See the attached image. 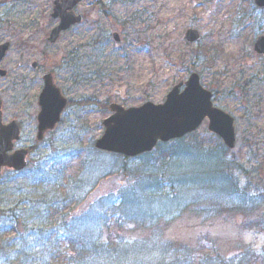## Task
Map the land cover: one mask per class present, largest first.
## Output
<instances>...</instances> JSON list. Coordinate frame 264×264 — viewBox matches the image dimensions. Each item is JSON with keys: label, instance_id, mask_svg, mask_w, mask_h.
Returning a JSON list of instances; mask_svg holds the SVG:
<instances>
[{"label": "rangeland", "instance_id": "1", "mask_svg": "<svg viewBox=\"0 0 264 264\" xmlns=\"http://www.w3.org/2000/svg\"><path fill=\"white\" fill-rule=\"evenodd\" d=\"M104 1L109 5L102 9H79L85 20L45 48L43 39L54 24L52 0H0V42H20L2 65L10 73L9 84L0 80L3 115L21 118L18 145L34 149L24 170L0 175V264H74L79 257L66 243L78 234L87 245L79 264H157V250L151 259L135 250L167 243H181L196 255L213 249L222 263L243 256L246 264H264V203L252 215L185 211L152 229L140 222L118 227L117 215L107 222L104 208L89 210L98 199L119 202L118 190L131 184L119 170L118 156L94 148L108 104H160L193 72L213 93V104L234 118L236 144L228 160L242 168L232 170L240 187L250 198H264V56L253 51L256 35L264 34V10L253 0ZM187 28L197 30L201 40L186 45ZM23 45L27 61H40L35 49L47 50L45 63L57 70L62 93L75 102L40 142L35 140L39 81L28 66L14 62ZM194 132L200 143L216 145L207 121ZM65 230L72 235L62 239ZM111 233L121 236V244H110L109 258L96 257L92 250L108 243ZM116 248L129 249V257L115 259L122 255Z\"/></svg>", "mask_w": 264, "mask_h": 264}, {"label": "trees", "instance_id": "2", "mask_svg": "<svg viewBox=\"0 0 264 264\" xmlns=\"http://www.w3.org/2000/svg\"><path fill=\"white\" fill-rule=\"evenodd\" d=\"M215 144L210 147L200 143L193 132L180 139L159 142L151 152L133 158L116 155L120 158L119 170L130 179L131 184L118 190L119 202L108 205L103 202L104 199H98L89 204V210L94 207L104 208L107 213L104 218L107 222L111 221L110 217L117 215L120 219L117 221L118 227L126 222L136 225L140 222L148 229H152L157 221L165 217H168V220L174 219L185 211L193 213L198 210H211L242 215L255 214L260 209L259 205L264 203V198L259 201L246 195V190L240 187L232 172L242 168L236 164L231 165L232 161L228 160L230 150L221 141L216 139ZM133 160L136 161L135 165H132ZM262 216L264 218V212ZM71 235L70 230H65L61 237L67 239ZM73 236L70 237L71 240L68 238L66 245L69 246V251L79 257L74 259V264H79L82 261V249L87 245L79 234L74 239ZM100 236L96 233L97 240ZM120 237L109 234V242L99 245V250L92 252L96 257L101 254L102 258H109L106 252L110 250V244L120 243ZM184 246L181 243H167L149 248L141 246L135 252L140 254L145 251L151 259L157 250V264H229L222 263L221 257L215 254L213 249L208 253L196 255ZM116 250V254L122 255H117L115 259L127 258L130 255L129 249ZM244 259L243 256L235 257L231 264H246Z\"/></svg>", "mask_w": 264, "mask_h": 264}, {"label": "water", "instance_id": "3", "mask_svg": "<svg viewBox=\"0 0 264 264\" xmlns=\"http://www.w3.org/2000/svg\"><path fill=\"white\" fill-rule=\"evenodd\" d=\"M79 1L55 0L50 18L58 19V24L50 31L45 39L46 43H55L61 32L82 21L83 15H75L73 12ZM254 3L258 8H264V0H254ZM114 39L119 41L117 35H114ZM183 40L186 44H191L199 40V35L197 31L187 29ZM7 47V43L0 46V60ZM253 48L258 54L264 55V35L256 38ZM5 74L0 70V77ZM47 76L39 97L40 111L36 134L38 141L42 140L45 131L53 130L66 105V100ZM181 86L182 82L174 86L161 104L146 102L138 107L128 108L110 104L108 108L112 114L103 120L104 131L96 140L95 147L102 151L135 157L150 151L157 141L168 142L193 132L206 119L209 132L218 136L227 148H234L236 133L233 118L212 105V95L202 88L198 75L192 73L184 83L182 91L179 90ZM19 129L16 121L3 125L0 110V173L3 167L19 171L26 165V149L9 153L13 142L19 139Z\"/></svg>", "mask_w": 264, "mask_h": 264}, {"label": "flooded vegetation", "instance_id": "4", "mask_svg": "<svg viewBox=\"0 0 264 264\" xmlns=\"http://www.w3.org/2000/svg\"><path fill=\"white\" fill-rule=\"evenodd\" d=\"M114 1H117V0H114ZM54 2H55V0H52V6H53ZM108 5H109V2L106 3L104 0H81L76 5L75 10H76V13H82L84 15V20H85V17H86L85 15L86 14L83 13V12H79V9H81V8H85V9L91 8V10H95L96 8H100V9L105 8ZM51 21L54 22V24L51 26L50 30L58 23V20H51ZM75 26L76 25L72 26L69 30H71ZM50 30H49V32H50ZM48 33H47V35H48ZM47 35L43 39V43L45 45V48L52 47L53 45H55L57 43V42L54 43V44L45 43V39H46ZM2 42H8L9 46H8V50L5 53V56L3 57L2 60H0V69H3L2 68V65H3V63H4V61H5L6 57H7L10 49L13 46L14 47H18L20 45V42H16V43L13 44L9 40L2 41ZM2 42H0V44ZM25 47H26V45H23V48L21 49V51L17 55L14 56V62H15L16 65H18L19 68L24 69V68H26V66H28L29 69L32 72H35L36 73V75L34 76V80L33 81L34 82H38L39 81V86H40L39 87V91L36 94V98H37V108H38V110H39V107H38L39 94H40V92L42 91V89L44 87V79H45V76H46V74H48L49 77H50L51 82L54 84V86L56 88L59 89V92L67 100V105H66V108L64 109V111H65L68 107H70L71 105H73L75 102L73 101V99L68 98L66 95H64L62 93L61 86L58 85L57 81L55 80V77H56L55 76L56 75L55 73H56L57 70L55 68H53V67H49L45 63V60L44 59L46 58L45 53L47 52V50L44 49V51H43V50H40V48L35 49V52L40 53V55H41L42 58L40 59V61H35V60H33V61H27L28 56H27V54H24V52H25L24 51V48ZM47 62H50V58H47ZM4 70L6 71V74L3 77H0V80H6L7 81V84H9L10 82H9L8 76H9L10 73L6 69H4ZM62 82H63V80H62ZM83 101L86 102V100H83ZM2 103H3V101H2ZM2 109H3V105H2ZM64 111H62L61 117L63 116ZM12 120H17L19 122V125H20V133H22V130H23V122L21 121V118L19 116L18 117L13 116V117H10V118H8V117L5 118L4 115H3V110H2V121H3V123H8V122H10ZM35 120H36V118H35ZM36 124H37V122H36ZM36 127H37V125L35 126V132H36ZM23 147L24 146H19L18 143H15L14 144V149H20V148H23ZM26 148L28 149V152L31 149V147H26Z\"/></svg>", "mask_w": 264, "mask_h": 264}]
</instances>
